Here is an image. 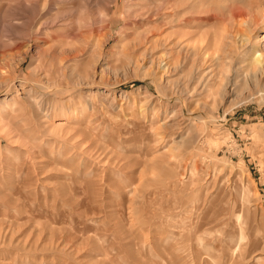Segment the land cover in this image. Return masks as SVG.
<instances>
[{
    "label": "rangeland",
    "instance_id": "obj_1",
    "mask_svg": "<svg viewBox=\"0 0 264 264\" xmlns=\"http://www.w3.org/2000/svg\"><path fill=\"white\" fill-rule=\"evenodd\" d=\"M172 1L64 0L24 26L0 2V264H264V83L246 77L252 58L235 74L209 55L229 9L264 0ZM175 32L197 50L179 85L193 91L208 66L212 84L230 81L224 98L199 92L179 125L159 66Z\"/></svg>",
    "mask_w": 264,
    "mask_h": 264
},
{
    "label": "bare ground",
    "instance_id": "obj_2",
    "mask_svg": "<svg viewBox=\"0 0 264 264\" xmlns=\"http://www.w3.org/2000/svg\"><path fill=\"white\" fill-rule=\"evenodd\" d=\"M7 2V6H8V10L9 13L11 15V17L14 18L16 24L17 22H19L21 25H26V23H30L35 24V22L40 18L41 19V14L43 9L47 6V9H49L46 14L49 16L50 13H53V11H55L57 9V4L61 3L64 0H0V2ZM176 0L172 1L175 2ZM126 2V1H125ZM255 2V1H254ZM91 4V3H90ZM133 4V2H132ZM128 5V2H127ZM126 5V6H127ZM254 7V6H253ZM258 8V7H257ZM232 13V17L234 19V24H232L228 28L223 29V31H221L222 33H220V39L219 40H215L214 42V52L212 54H209L211 57V62L213 64L214 61L217 60V58L223 60H229L230 61V67L231 70H233L235 72V74L241 69L242 70V63H244L246 59H248V57L252 58L251 62L252 64H250V75L247 74L246 71V77H251L252 81L254 82V84L260 85L262 83H264V36L260 39L259 36L257 34L253 35L252 39L250 40H239L241 35H244V31L241 29L242 26H245L246 28L250 29L252 28L253 31H255L254 33H256V30L258 28H262L264 31V10L262 9V11L260 12H255L254 14H250L249 12H246V10H243L241 8H238L236 6H232L229 9ZM56 12V11H55ZM57 13V12H56ZM98 17V16H97ZM46 18V17H45ZM53 19V18H52ZM168 19V18H167ZM166 14L162 16V21H166ZM108 20V19H107ZM54 20H50L48 19H44L42 21L41 24H39V27L37 28L36 32H38L39 28L43 25H50L51 27L58 23V22H53ZM155 21V20H154ZM181 21V19L178 18V9H174L173 12L170 13V18H169V24L171 25L172 28H175L176 25L174 24H178ZM14 22V21H13ZM108 22V21H107ZM61 24H59L58 26H60ZM64 25V24H62ZM11 26V25H10ZM178 26V25H177ZM3 27V26H1ZM16 27V26H15ZM21 28V27H19ZM31 28V27H30ZM14 30V29H13ZM31 30V29H30ZM63 31V30H62ZM13 32V31H12ZM35 32V30H34ZM32 33V32H31ZM153 34V32H152ZM250 34V33H249ZM155 35V34H154ZM152 35V36H154ZM178 35V36H177ZM148 36V35H147ZM151 36V35H150ZM248 36V35H247ZM246 36V39H247ZM146 37V36H145ZM173 37H175L173 40H171L167 46V53H166V62L164 63V65H159L162 68V72L163 75H166V85L168 88V103L170 105V109H169V113L171 116L169 117V123H175V120L178 119V117L180 118H186L188 120L191 119V117H196L197 114H195L193 111H191L188 108V104H198L199 102L194 100L195 97L199 96L201 93L199 92H207V93H212V95H217L219 94L220 96H222L224 98L225 94H224V90L222 89L223 87L225 88L226 85L228 83H230V81L226 84H224V86H222V84H212V80L214 78L217 77V73L215 72L214 68L212 69L211 66H208V71L202 73V77H200V83L198 84L196 89H192L193 91L189 90V86L188 85H184L181 86L178 83V78L179 74H183L186 68V61L188 58V55L190 53H195V48H188V46H186V43H183L182 41H180V39H182L183 37H185L184 34L179 33V32H175L173 34ZM149 38V37H148ZM147 38V39H148ZM171 38V37H170ZM179 38V39H178ZM242 38V37H241ZM162 39L155 37H152L148 42H147V48H145V50L143 52L146 53L147 49L152 48L151 50L155 49L153 48V45H156L158 43H161L162 45ZM225 41V42H224ZM146 42V41H145ZM231 42H235L234 46H235V50H239L238 52L240 53L239 55H237V57H235V53L233 52L232 49H230L228 47V45ZM253 42V43H252ZM232 44V43H231ZM146 45V44H145ZM257 45L259 47H257ZM257 48H259L257 50ZM96 49V48H95ZM234 50V51H235ZM197 51V50H196ZM55 53V52H54ZM144 53V54H145ZM196 54V53H195ZM191 55V54H190ZM197 55V54H196ZM219 55V57H217ZM241 55V56H240ZM240 56V59L238 58ZM164 57V56H163ZM159 58V57H158ZM190 58V57H189ZM238 58V59H236ZM160 59V58H159ZM164 59V58H163ZM238 61H236V60ZM150 64L153 65L155 62V58H153L152 56L150 57ZM6 62H8L7 60H4ZM158 61V60H157ZM160 61V60H159ZM199 61V60H198ZM10 62V61H9ZM191 62V61H190ZM194 62V60H193ZM228 62V61H227ZM3 63V62H2ZM158 63V62H157ZM160 64L162 63L161 61L159 62ZM158 63V64H159ZM192 63V62H191ZM190 63V64H191ZM215 63V62H214ZM149 64V65H150ZM198 64V62H197ZM200 64V63H199ZM202 64V63H201ZM229 64V63H228ZM1 65V64H0ZM156 65V64H155ZM248 65V64H247ZM8 66V65H7ZM11 66V65H10ZM158 66V67H159ZM197 66V65H196ZM249 66V65H248ZM6 67V66H5ZM201 67V66H199ZM218 67V66H217ZM228 67V65H227ZM8 68V67H7ZM152 68V67H151ZM160 68V69H161ZM194 68V67H193ZM207 68V67H206ZM246 68V66H245ZM2 69V68H1ZM6 69V68H5ZM157 69V68H156ZM158 69V70H160ZM219 69V68H218ZM10 70V69H9ZM190 70V69H189ZM197 70V69H196ZM230 70V68H229ZM241 70L239 71V73L241 72ZM247 70V69H246ZM4 71V70H3ZM161 71V70H160ZM199 71V70H198ZM202 71V70H200ZM228 71V69H227ZM225 71V72H227ZM2 72V71H1ZM5 72V71H4ZM9 72V71H8ZM158 72V71H157ZM203 72V71H202ZM6 73V72H5ZM224 73V72H223ZM238 73V74H239ZM228 74V73H227ZM155 75V74H154ZM225 75V74H224ZM221 74V76H224ZM243 75V74H242ZM245 75V74H244ZM162 76V74L160 75ZM178 76V77H177ZM190 76V75H189ZM227 76V75H226ZM237 76V75H236ZM245 77V76H244ZM159 78V77H158ZM182 78V76H181ZM199 78V77H198ZM228 78V77H227ZM225 79L226 82L228 81V79ZM186 79V78H185ZM235 79V77H234ZM240 79V78H239ZM244 79V78H243ZM246 79V78H245ZM248 79V78H247ZM164 80V79H163ZM182 80V79H181ZM192 80V79H191ZM82 78H77L75 82H73V85L75 87H79L80 84H83L82 82ZM161 81V80H159ZM186 81V80H185ZM214 81V80H213ZM221 81V80H219ZM237 81V80H236ZM64 82V81H63ZM235 82V81H234ZM157 83V82H156ZM160 83V82H159ZM158 83V84H159ZM196 83V82H195ZM184 84V83H183ZM5 85V84H4ZM26 83H22L20 85V89L24 98H26L27 100H31L32 99V95L30 93V91L32 92L33 87L29 85H27ZM191 85V84H190ZM33 86V85H32ZM216 86L215 91L213 90L214 87ZM236 86V84H235ZM264 86V84L262 85ZM85 87V86H84ZM232 87V86H231ZM261 87V86H258ZM28 88V89H27ZM72 88V89H73ZM161 88V86L159 87ZM192 88V87H191ZM195 88V86H194ZM234 88V87H233ZM27 89V90H26ZM37 89V88H36ZM256 89V88H255ZM34 90V89H33ZM52 90V89H51ZM38 91V90H36ZM42 96H44L45 94H47L49 97H53V98H59L58 97V93L57 92H44V89H41L40 91H38ZM11 94V93H10ZM95 94V93H93ZM98 94V93H97ZM70 95V94H69ZM90 95V94H89ZM6 96V95H5ZM41 96V97H42ZM39 97V96H38ZM61 97V96H60ZM62 98V97H61ZM146 98V97H145ZM14 99V98H12ZM42 99V98H41ZM148 98H146L147 101ZM149 99H151L149 97ZM7 100V98H3L0 100L1 104H4V102ZM19 101V100H18ZM40 101V100H39ZM42 101V100H41ZM193 102V103H192ZM198 102V103H197ZM112 103V101H111ZM41 104V103H40ZM39 104V105H40ZM86 104H87V100H86ZM42 105V104H41ZM201 105V103H200ZM205 105V104H204ZM35 109V108H34ZM201 109V108H200ZM39 111V110H38ZM37 112V111H36ZM42 114V118H46V119H50L52 118L51 116V111L49 107H41L40 111ZM40 114V116H41ZM187 120V121H188ZM163 122V121H162ZM178 124V120L177 123ZM181 124V123H180ZM168 125L167 123H163V126ZM174 126V124H171ZM171 125H169L171 127ZM179 125V124H178ZM160 126V125H159ZM176 126V125H175ZM161 128V127H160ZM176 128V127H175ZM180 129V128H179ZM167 130V129H166ZM179 139V138H176ZM174 140V139H173ZM175 143V142H174ZM181 143V142H180ZM177 144V143H176ZM178 145V144H177ZM172 146V145H171ZM224 209V208H223ZM218 210V209H216ZM219 212V210L217 211ZM221 216V215H220ZM236 217V216H235ZM240 217V216H239ZM220 218V217H219ZM218 218V219H219ZM225 218V217H224ZM241 218V217H240ZM239 218V219H240ZM217 219V220H218ZM216 220V221H217ZM223 220V219H222ZM221 221V220H220ZM219 221V222H220ZM225 221V220H224ZM238 221V218L236 219V222ZM218 222V221H217ZM234 222V221H233ZM226 223V221L224 222ZM235 223V222H234ZM233 223V224H234ZM230 224V223H229ZM236 224V223H235ZM237 224H239L237 222ZM199 226V225H198ZM221 226V225H220ZM236 226V225H235ZM240 226V225H239ZM234 227V226H233ZM238 227V226H237ZM239 228V227H238ZM220 229V228H219ZM218 229V230H219ZM232 229V228H230ZM237 229V228H236ZM240 229V228H239ZM222 230V229H221ZM217 233L220 235H227L229 233H223L221 232ZM234 230V229H233ZM232 231V230H231ZM212 232H214L212 230ZM217 232V231H216ZM238 232V231H237ZM243 233V232H242ZM236 234V232L234 233ZM233 234V236H234ZM216 235V234H215ZM225 235V236H226ZM246 235V234H245ZM232 236V237H233ZM235 237V236H234ZM232 239V238H231ZM213 241V240H212ZM239 242V241H238ZM235 245V244H234ZM237 246V245H236ZM235 246V247H236ZM234 247V248H235ZM226 250V249H225ZM242 252H244L246 250V246L244 245L241 249ZM221 251V250H220ZM230 251V250H229ZM233 252V251H232ZM228 256V255H227ZM233 256V255H232ZM241 256H239V259L231 264H237V262L240 260Z\"/></svg>",
    "mask_w": 264,
    "mask_h": 264
}]
</instances>
